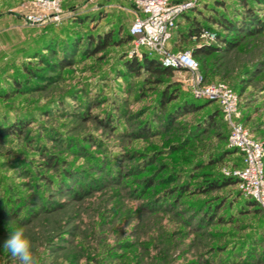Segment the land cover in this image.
Returning <instances> with one entry per match:
<instances>
[{
	"label": "rangeland",
	"instance_id": "obj_1",
	"mask_svg": "<svg viewBox=\"0 0 264 264\" xmlns=\"http://www.w3.org/2000/svg\"><path fill=\"white\" fill-rule=\"evenodd\" d=\"M169 1L231 21L169 50L216 48L197 58L204 83H228L264 140V2ZM33 3L0 0V264H19L2 247L18 228L38 264H264V210L237 187L199 190L241 167L219 104L195 99L186 71L126 68L132 45L89 42L118 43L133 2L61 0L58 21L31 25Z\"/></svg>",
	"mask_w": 264,
	"mask_h": 264
},
{
	"label": "built area",
	"instance_id": "obj_2",
	"mask_svg": "<svg viewBox=\"0 0 264 264\" xmlns=\"http://www.w3.org/2000/svg\"><path fill=\"white\" fill-rule=\"evenodd\" d=\"M134 4V20L129 28L132 37V54L142 58L144 52L158 56L164 67L184 70L192 75L188 89L195 99L216 101L223 118L230 127L228 145L242 156V166L227 177L238 180L241 194L254 200L264 210V140L253 138L240 122V102L237 94L225 83L205 84L199 72V64L190 51L172 53L169 44L177 28L180 16L193 6V2L178 6L169 0H131ZM195 1V0H194ZM61 0H34L35 9L25 16V21L37 25L46 21H58ZM215 34L204 29L192 37L193 41L213 40Z\"/></svg>",
	"mask_w": 264,
	"mask_h": 264
},
{
	"label": "trees",
	"instance_id": "obj_3",
	"mask_svg": "<svg viewBox=\"0 0 264 264\" xmlns=\"http://www.w3.org/2000/svg\"><path fill=\"white\" fill-rule=\"evenodd\" d=\"M255 1H258L259 4L264 2V0H255ZM242 2L247 3V0H242ZM217 3L221 4L220 2H217ZM213 12H215V13L211 14L210 12L209 13L208 12H199L201 15V18H199L198 16L189 15L188 14L189 12H184L180 16V18L178 19L177 28L173 32L169 47L171 45V42L174 40V37L176 34L180 35L181 37H184L187 40H191L193 36L198 35L202 30H204V29L210 30V28L207 27V25H210V23L212 25H216V26H220L222 28H225L226 30L231 29L232 23L230 20L224 18V16H222V14L218 12L217 8H214ZM216 13H218V16H216ZM182 24H186V27L184 29L181 28ZM114 41L115 40L112 39L111 34L110 35L107 34V35H103V36L98 35L96 38H91L89 40V42L91 44L95 43L97 46V49L100 51L105 49L109 45H111L112 42H113V44L118 45V46L132 45L133 39L129 34V29H128L127 34L119 37L118 43L114 42ZM215 51H217L216 48H214L212 46H202V47L193 48L191 50V54L195 58V60L197 61V58L210 56ZM125 66H126V68H128L131 71H134L138 74H140L141 71H143L146 74H149L150 76L152 75L153 77H157V78L172 77L173 72L175 70H179V69H174V68L162 66L158 56H156L154 54H150L148 52H144V54L141 58V61H137L134 58L132 61L126 62ZM182 71H184V70H182ZM29 73H30V71H29ZM221 83L228 84L224 81H222ZM234 92H235V90H234ZM165 95H167L166 92H164V98H165ZM172 98H173V96L169 97V99H172ZM165 102H164V105H165ZM220 112H221V117H223L221 108H220ZM232 154H239V152L237 150L232 149ZM240 164L242 166V159H241ZM55 165L56 164H54L52 162V160H49V162L47 163V167H55ZM237 184H238V180L236 178L223 177L221 179L217 178L215 180H208V183L206 185H204L203 187L201 186L199 190L202 191L204 189L205 191H212V190H217V189L226 188V187H237ZM237 190H238V188H237ZM238 192L241 194V192L239 190H238ZM245 200H246L247 204H249L250 206L260 209L259 205L254 200H252L250 198H246Z\"/></svg>",
	"mask_w": 264,
	"mask_h": 264
},
{
	"label": "clouds",
	"instance_id": "obj_4",
	"mask_svg": "<svg viewBox=\"0 0 264 264\" xmlns=\"http://www.w3.org/2000/svg\"><path fill=\"white\" fill-rule=\"evenodd\" d=\"M2 247L10 252L13 258L18 259L19 264H38V260L32 252L31 240L26 235L24 228L10 232Z\"/></svg>",
	"mask_w": 264,
	"mask_h": 264
}]
</instances>
